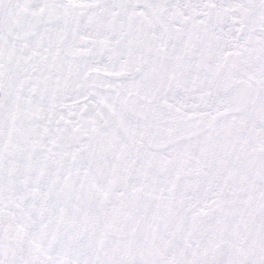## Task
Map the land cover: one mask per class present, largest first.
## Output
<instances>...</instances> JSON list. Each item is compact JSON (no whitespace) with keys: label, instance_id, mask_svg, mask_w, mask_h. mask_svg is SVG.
I'll use <instances>...</instances> for the list:
<instances>
[{"label":"snow or ice","instance_id":"obj_1","mask_svg":"<svg viewBox=\"0 0 264 264\" xmlns=\"http://www.w3.org/2000/svg\"><path fill=\"white\" fill-rule=\"evenodd\" d=\"M0 264H264V0H0Z\"/></svg>","mask_w":264,"mask_h":264}]
</instances>
